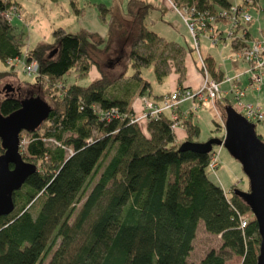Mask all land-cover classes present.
<instances>
[{"label": "trees", "instance_id": "16d2710c", "mask_svg": "<svg viewBox=\"0 0 264 264\" xmlns=\"http://www.w3.org/2000/svg\"><path fill=\"white\" fill-rule=\"evenodd\" d=\"M171 1L197 10L226 8L231 3ZM10 4L17 0H0V10ZM149 5L126 0V19L98 2L97 12L106 21L104 38L83 28L70 32L57 25L51 29V41L25 48L24 60L33 58L37 63L34 81L47 89L52 104L45 100L49 105L45 117L24 130L27 139L18 145L21 157L34 163L35 169L11 192L12 209L0 214V264H185L198 221L205 231L218 234L220 243L195 264H222L228 252L240 256L238 264H254L256 223L250 218L240 227L238 220L247 206L205 172L214 147L204 152L176 149L166 110L140 122L97 115L98 109L109 107L132 112L133 94L146 92L152 100L159 99L141 74L142 66L150 64L156 80L171 71L177 74V83L183 76L185 47L148 28ZM10 28L0 14L2 60L21 52L19 35ZM113 60H123L120 71L110 74L101 68V62ZM203 61L207 74L219 80L221 73L212 60ZM91 63L99 75L86 84L55 85L67 68L79 77ZM21 97L3 94L0 113L15 108ZM187 112L182 124L186 138L192 139L198 127ZM65 147L71 151L64 156ZM34 201L38 205L32 213Z\"/></svg>", "mask_w": 264, "mask_h": 264}, {"label": "rangeland", "instance_id": "374dc122", "mask_svg": "<svg viewBox=\"0 0 264 264\" xmlns=\"http://www.w3.org/2000/svg\"><path fill=\"white\" fill-rule=\"evenodd\" d=\"M19 5L10 4L9 7L13 9L14 14L10 18L11 28L10 30L13 32L16 31L20 34L19 38L21 40V52L18 57L11 58L10 60H2L0 59V71H4L0 74V97L3 94L9 92L19 97L26 95H34L40 97L43 100H46L49 104H52L50 97L47 94V89L41 86V84L34 81L35 74H27L22 71V61H24V51L26 47H30L35 44V42L46 41L49 42L53 39L51 35V29L54 26L60 25L66 31L74 32L77 31L83 25V22L89 21L92 19V16L95 18L94 23L103 26V31L101 34L100 30L96 28L95 32L100 37L104 38L106 32V21L103 20L99 16L97 12L96 3L101 2L105 6H110L112 10L118 12L122 18L128 19V15L125 14L126 11V0H17ZM148 2L149 8L147 9L146 15V25L148 28L154 30L158 34L162 35L165 38L175 39L179 41L185 47L184 52V72L183 76L180 79V82L176 84H180L179 86L184 87L186 85V89H190L191 91L196 90L200 87L202 82V73L199 71V66L197 61V52L200 55L207 53H213L217 49H223L225 52L223 57L222 55L214 54L215 60H223L229 66L232 63L239 64L241 71L232 72L230 74H226V76H232L236 74L241 82H244L246 79V73L243 71L246 63L234 56V48L229 40H223L220 37H217L213 42L210 40L208 27L197 28L196 29V38L195 41L198 43V51L196 52L195 47L193 46V39L186 28L181 15H185L183 7L185 5H169L166 0H143ZM172 2V1H171ZM232 3H238L245 8L246 12L250 15L251 19L244 24L248 26L250 29L253 27L256 28V32L254 35L258 34L261 29H264V0H232ZM94 12V14H92ZM210 13H214V9L209 10ZM181 14V15H180ZM107 15H104L106 18ZM221 17L222 16H218ZM224 23L215 26L212 23V27L214 29H218L222 33L221 36L225 33L226 23L225 20L222 19ZM245 25H242L245 27ZM238 28L241 26H237ZM94 28V27H92ZM237 28V29H238ZM84 29V28H83ZM88 29V28H87ZM85 29V30H87ZM91 29L87 31L92 32ZM98 30V31H97ZM223 30V31H222ZM254 31V30H253ZM243 35H247L246 27L243 31ZM253 36V35H251ZM225 41V42H224ZM225 43V45H223ZM248 43L247 37H244L242 40H239L237 45L238 47L243 46ZM223 45V46H221ZM124 49V48H123ZM231 54L233 58L231 60L227 59V56ZM104 58L103 56H101ZM123 60L120 61H111L110 64L106 62H101V68L108 73H116L120 71ZM129 66L127 67V71H129ZM141 74L150 81V89L154 91H164L168 90L175 82L176 77H174L173 73H167L160 77L159 80H156L153 76L150 64L140 67ZM99 74L97 66L94 63H91L86 71V73L82 76L76 77L73 74V69L71 67L67 68L63 73L62 80H58L55 82V85L58 87L61 83L67 84L69 82H76L80 85L86 84L88 81L93 79ZM223 76L224 73H223ZM207 77H209L207 75ZM261 82L259 87L262 86V89L257 94V104L261 111L264 112V73L261 74ZM219 88L221 86V90L223 91L226 86V83L219 81ZM8 85L10 89L6 87ZM53 87V86H52ZM56 88V87H55ZM58 89V88H56ZM55 89V90H56ZM174 89V86L171 87L168 91ZM224 92V91H223ZM227 102L231 106H235V98L230 96V93H225ZM142 98L153 99L150 94L146 92L140 94H133L130 100V104L138 111L140 108V103ZM243 96L241 97L242 101ZM222 100V98H221ZM198 102V103H197ZM194 102L197 104L195 107V112L192 115V120L197 124L198 130L195 136H192L191 140L203 141L207 137L210 136H219L222 134V126L221 122L218 121L217 115L210 104L209 98L201 99L200 101ZM222 102V103H223ZM47 103V104H48ZM222 103L216 105V110L219 116V119H223V110ZM252 103V102H251ZM222 113V116L220 114ZM264 120V119H263ZM263 120H252L254 124V130L259 135V137L264 141V121ZM215 122H218L220 126H216ZM173 134L177 140L176 144L184 140V131L181 127L177 126L173 128ZM20 139L19 143H25L27 139V134L24 130L19 131ZM44 141L49 143H56V141L48 138H44ZM215 148L216 159L214 160V165L208 166L206 165L205 172L207 176L214 182H216L219 186L223 188V190L228 191L232 186H237L238 188H246L247 181L245 175L242 173L239 163L232 158L229 153L226 151L224 147L221 145L213 144L211 148ZM63 155H67L71 150L69 147H65L63 149ZM211 153V152H210ZM210 155V154H209ZM107 156H104L102 162H105ZM42 165V164H41ZM97 176V172L91 178L90 182L86 186L83 191V196L81 199L75 203L76 207L79 205L80 201L84 197V195L88 192L89 188L93 184L95 178ZM231 191V190H230ZM37 201L30 206V211L33 213L37 208ZM247 219L252 218V215L249 210L241 212ZM220 243V238L218 234H213L205 231L203 229L201 221H198L193 237L191 239V246L185 256V264H195L197 261L204 255V253L213 248L215 250L218 249V245ZM55 247L53 245L50 251L46 254L43 262L48 260L51 250ZM240 261V256L238 254L228 252L225 256L222 264H238Z\"/></svg>", "mask_w": 264, "mask_h": 264}, {"label": "water", "instance_id": "95a60500", "mask_svg": "<svg viewBox=\"0 0 264 264\" xmlns=\"http://www.w3.org/2000/svg\"><path fill=\"white\" fill-rule=\"evenodd\" d=\"M48 104L36 95L21 97L9 112L0 113V214L13 207L11 192L35 164L21 157L18 145L20 130L34 128L46 115ZM222 134L203 141L184 139L176 149L208 151L213 144L221 145L234 158L246 177V188L231 187V192L247 206L258 233L254 264H264V141L254 130L253 121L245 118L229 103L222 104Z\"/></svg>", "mask_w": 264, "mask_h": 264}, {"label": "built area", "instance_id": "2783aa9c", "mask_svg": "<svg viewBox=\"0 0 264 264\" xmlns=\"http://www.w3.org/2000/svg\"><path fill=\"white\" fill-rule=\"evenodd\" d=\"M169 5L174 6V3L171 0H166ZM250 1V0H247ZM185 15H181L182 20L190 32L193 39V46L195 47L197 42L195 41L196 29L208 27L210 41L213 42L217 37L222 38L223 40H229V42L234 46V56L242 59L246 66L243 71L246 73V82L244 87H239L235 85L234 79H237L236 76H223L224 81H227L230 84V90L233 91V97L235 98V106L233 107L238 112H240L245 118L249 120H263L264 112L261 111L256 104L242 101L241 95L245 88H255L257 89L259 83L261 82V74L264 72V29H261L258 34L253 36L243 35L245 28L242 26L243 23L251 19L250 15L246 12L245 8L241 4L231 3L226 8L216 7L214 13H210L209 10L202 9L197 10L193 5H185L183 7ZM1 16L10 21V18L14 14L13 9L9 6L7 8L0 10ZM222 16L225 20V33L223 36L218 29L212 27L211 22ZM241 27H237V26ZM238 28V29H237ZM223 31V30H222ZM247 31V30H246ZM244 37H247L248 43L238 47L237 43L239 40H242ZM225 42V41H224ZM233 56V55H232ZM7 58L6 60H10ZM232 59V58H231ZM201 68L203 71L202 82L199 88L194 91L186 89L184 87H176L168 93L160 96L158 101H153L148 98H142L140 103V108L138 111H133L130 113H125L118 111L116 107H109L107 109H98V117L104 119H110L111 116H127L129 122H140L147 119L148 116H156L161 110H166L169 121L168 127L170 130L173 128L182 125L180 119L175 113V108L177 102L180 99L187 97H194L196 100H201L204 98H209L212 103L213 100L219 97V88L218 82L214 79L207 77L205 73L204 66L201 63ZM37 69V63L35 59L30 58L28 60L22 61V71L27 74H35ZM216 159L215 152H211L209 160L207 162L208 166L214 165V160ZM239 226L242 227L247 218L243 213L238 214Z\"/></svg>", "mask_w": 264, "mask_h": 264}, {"label": "crops", "instance_id": "0c3cea01", "mask_svg": "<svg viewBox=\"0 0 264 264\" xmlns=\"http://www.w3.org/2000/svg\"><path fill=\"white\" fill-rule=\"evenodd\" d=\"M17 5H19V2L17 1ZM92 14H94V12H92ZM94 21H95V18L92 16V19H89V21H87V22H83V25L81 26V27H83L84 29H91L92 31H96V28L97 29H99L101 32V34H103L102 33V31H103V26L102 27H100L99 25H97V24H95L94 23ZM212 23H214L215 24V26H217V28H218V25L219 24H222V23H224L221 19H215L214 21H212L211 22V24ZM245 25V24H244ZM92 27H94V28H92ZM245 27H246V29H247V34L249 35V36H251V35H254L255 34V32H256V28L255 27H253V29H250L248 26H246L245 25ZM87 29V30H88ZM219 29V28H218ZM90 30V31H91ZM220 30V29H219ZM254 30V31H253ZM98 31V30H97ZM13 33L14 34H16V35H19L20 36V34L19 33H17L16 31H14L13 30ZM247 35V36H248ZM196 38V37H195ZM223 45H225V43L223 44ZM223 45H221V46H223ZM197 46H198V43L196 44V46H195V49H196V52L198 51V48H197ZM234 46H236L235 44H233L232 45V47L234 48ZM223 49H224V47L221 49L220 48V50L219 49H217L215 52H213V53H205V54H203V55H200L198 52H197V63H198V68H199V71H201V73L203 74V71H202V68H201V63H202V65L204 66V69H205V73H206V76L208 75L210 78H212V79H214L215 81H217L218 83H219V81H221V82H224V83H226V86H224L225 88H223L224 90V92L223 91H220L221 90V86H220V88H219V97L217 98V99H215V100H213V102L211 103L210 102V104H211V106H212V108H213V110H214V112H215V115H217V117H218V121H220L221 123H222V119H219V116H218V113H217V110H216V105L217 104H219V103H222L223 101H225V102H227V100L226 99H228L226 96H225V93H227V92H229L230 93V96H233V91H231L230 90V84L227 82V81H224V80H222L223 79V73H224V75H226V74H230V73H232L233 71L234 72H237V71H241L242 69H240V70H237V69H239L240 68V63L239 64H236V63H232V64H230L229 66L225 63V61H223L224 60V58H221V59H223V60H219V61H217V60H215V58H214V54H216V56L219 54V55H222L221 57H223V55H224V51H223ZM204 57H209L211 60H212V65H213V67H214V69H216L217 70V72L219 71L221 74V78L219 79V80H216L214 77H212L211 75H209V74H207V71H206V67H205V65H204V61H203V58ZM218 57V56H217ZM231 58H233V56L231 55V54H229L228 56H227V59L228 60H231ZM183 59H184V57H183ZM183 65H184V62H183ZM170 73V72H169ZM171 73H173V75H174V77H176V73L175 72H173V71H171ZM264 73V72H263ZM99 75V74H98ZM97 75V76H98ZM220 75H219V77H220ZM96 76V77H97ZM232 76H236V74H234V75H232ZM246 80H247V78L244 80V82H241V80H240V78L237 76V79H234V84L235 85H237V86H239V87H244L245 86V82H246ZM261 80H262V78H261ZM150 82V81H149ZM260 84V83H259ZM179 85L180 84H176V80H175V82H174V84L171 86V87H173L174 86V88H176V87H179ZM188 85H186L185 87H187ZM218 86H219V84H218ZM170 87V88H171ZM169 88V89H170ZM168 89V90H169ZM262 89V86H258V88L257 89H255V88H245L244 90H243V94L241 95V97L243 96L244 98H243V100H245V101H247V102H252L253 104H256L257 106H258V104H257V94L259 93V91ZM168 90H164V91H161V92H159V91H152L153 93H156V94H160L159 96H157V97H159L160 98V96L161 95H163V94H166V93H168ZM221 98H222V100H221ZM241 99V98H240ZM150 100H152V99H150ZM153 101H158V99H154ZM197 101H200V100H196L194 97H187V98H184V99H180L178 102H177V106H176V108H175V113H176V115H177V117L180 119V121H181V124L183 123L182 121H183V119L187 116V114H188V112L187 111H191V113H190V117H192V115L194 114V112H195V107H197V104H194V102H197ZM198 103V102H197ZM224 103V102H223ZM222 103V104H223ZM231 105V104H230ZM258 108H259V106H258ZM260 109V108H259ZM192 119V118H191ZM193 121V120H192ZM194 122V121H193ZM195 123V122H194ZM197 125V124H196ZM220 125V124H219ZM222 126V125H221ZM179 127H181L182 129H183V131H184V138L185 139H188V138H186V136H185V130H184V127H183V124L182 125H179ZM172 131V134H173V130H171ZM176 139V137L174 136V134H173V143L174 144H176V142H177V140H175ZM177 145V144H176Z\"/></svg>", "mask_w": 264, "mask_h": 264}]
</instances>
